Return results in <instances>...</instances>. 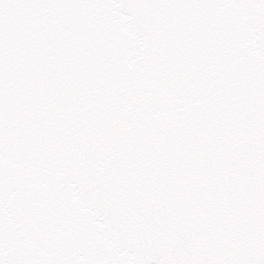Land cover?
Instances as JSON below:
<instances>
[{
	"label": "snow or ice",
	"instance_id": "obj_1",
	"mask_svg": "<svg viewBox=\"0 0 264 264\" xmlns=\"http://www.w3.org/2000/svg\"><path fill=\"white\" fill-rule=\"evenodd\" d=\"M0 264H264V0H0Z\"/></svg>",
	"mask_w": 264,
	"mask_h": 264
}]
</instances>
